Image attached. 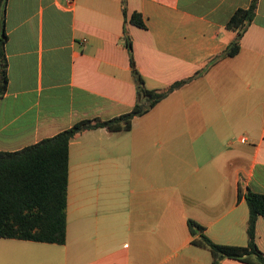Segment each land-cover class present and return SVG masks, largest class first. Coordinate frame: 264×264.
<instances>
[{
	"label": "crops",
	"instance_id": "crops-1",
	"mask_svg": "<svg viewBox=\"0 0 264 264\" xmlns=\"http://www.w3.org/2000/svg\"><path fill=\"white\" fill-rule=\"evenodd\" d=\"M251 1L7 0L0 152L130 112L124 29L145 87L163 89L220 56L234 39L229 18ZM68 154L65 244L0 238V264H212L189 220L215 244L246 247L245 192L264 195V0L238 55L213 62L128 132L78 135ZM255 242L264 254L262 217Z\"/></svg>",
	"mask_w": 264,
	"mask_h": 264
},
{
	"label": "trees",
	"instance_id": "trees-1",
	"mask_svg": "<svg viewBox=\"0 0 264 264\" xmlns=\"http://www.w3.org/2000/svg\"><path fill=\"white\" fill-rule=\"evenodd\" d=\"M7 0L0 1V90L7 87V59L4 34ZM258 9V0H252L246 9L236 10L229 18L226 29L234 34L220 56L212 58L202 71L176 82L166 88L148 90L135 65L132 41L123 31V44L129 56L131 76L136 88V103L132 110L107 120H87L74 124L57 135L44 139L17 152H0V238L64 245L66 242V205L68 185V157L70 142L86 131L105 129L108 133L130 131L132 121L151 111L158 103L175 91L203 75L210 65L220 59L233 58L240 52V42L252 24ZM126 18V6L122 7ZM129 23L144 29L145 24L138 13H132ZM248 208L246 247L223 246L210 241L203 228L189 220L188 228L192 243L205 247L212 254V264L231 259L244 264H264L262 254L255 242L256 222L264 218V195L247 190L244 195Z\"/></svg>",
	"mask_w": 264,
	"mask_h": 264
},
{
	"label": "built area",
	"instance_id": "built-area-1",
	"mask_svg": "<svg viewBox=\"0 0 264 264\" xmlns=\"http://www.w3.org/2000/svg\"><path fill=\"white\" fill-rule=\"evenodd\" d=\"M75 0H66L67 4L68 5H72V3L74 2ZM245 140L244 139H241V142H244Z\"/></svg>",
	"mask_w": 264,
	"mask_h": 264
}]
</instances>
